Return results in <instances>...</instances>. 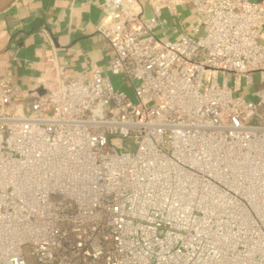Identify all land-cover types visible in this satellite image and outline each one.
<instances>
[{
  "label": "built area",
  "instance_id": "obj_1",
  "mask_svg": "<svg viewBox=\"0 0 264 264\" xmlns=\"http://www.w3.org/2000/svg\"><path fill=\"white\" fill-rule=\"evenodd\" d=\"M100 7L107 72L0 76V264H264V0Z\"/></svg>",
  "mask_w": 264,
  "mask_h": 264
},
{
  "label": "crops",
  "instance_id": "obj_2",
  "mask_svg": "<svg viewBox=\"0 0 264 264\" xmlns=\"http://www.w3.org/2000/svg\"><path fill=\"white\" fill-rule=\"evenodd\" d=\"M101 2L16 0L0 13V76H9L30 91L33 85L45 82L44 61L51 49H57L59 61L68 58L74 70L98 65L107 72L112 51L96 30L102 18ZM192 13L191 6L184 4L178 7L177 17L166 15L167 34L183 32ZM174 21L177 26L172 28Z\"/></svg>",
  "mask_w": 264,
  "mask_h": 264
},
{
  "label": "rangeland",
  "instance_id": "obj_3",
  "mask_svg": "<svg viewBox=\"0 0 264 264\" xmlns=\"http://www.w3.org/2000/svg\"><path fill=\"white\" fill-rule=\"evenodd\" d=\"M111 78H112V80L114 82L115 87H121L122 89H124L128 93V95L133 100H135L134 91H133V88L131 86H129L127 84H124L122 82V79L119 78V77L112 76ZM254 79L255 80L258 79V75L257 74L254 76ZM25 253H26V258H27L29 264H37L36 258L30 254V251H29L28 247H25Z\"/></svg>",
  "mask_w": 264,
  "mask_h": 264
},
{
  "label": "water",
  "instance_id": "obj_4",
  "mask_svg": "<svg viewBox=\"0 0 264 264\" xmlns=\"http://www.w3.org/2000/svg\"><path fill=\"white\" fill-rule=\"evenodd\" d=\"M16 0H0V13L9 8ZM31 94H43L46 92L44 83L38 82L29 91Z\"/></svg>",
  "mask_w": 264,
  "mask_h": 264
},
{
  "label": "bare ground",
  "instance_id": "obj_5",
  "mask_svg": "<svg viewBox=\"0 0 264 264\" xmlns=\"http://www.w3.org/2000/svg\"><path fill=\"white\" fill-rule=\"evenodd\" d=\"M197 234H198V235H192V236H191V241L196 240V241L198 242L199 240H201L200 237H199V233H197ZM201 236L204 238L203 235H201Z\"/></svg>",
  "mask_w": 264,
  "mask_h": 264
}]
</instances>
